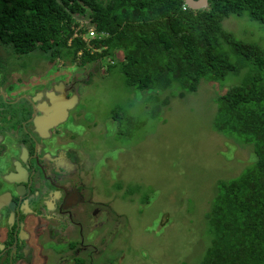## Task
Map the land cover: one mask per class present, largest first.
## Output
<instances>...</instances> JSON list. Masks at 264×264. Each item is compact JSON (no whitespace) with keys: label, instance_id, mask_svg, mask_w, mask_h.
I'll return each mask as SVG.
<instances>
[{"label":"rangeland","instance_id":"1","mask_svg":"<svg viewBox=\"0 0 264 264\" xmlns=\"http://www.w3.org/2000/svg\"><path fill=\"white\" fill-rule=\"evenodd\" d=\"M86 23L80 21L83 27ZM221 26L236 40L264 48V23L243 14L229 16ZM224 49L238 73L217 83L201 82L195 93L179 98L171 90L154 95L127 87L121 51L80 66L49 63L34 47L15 55L0 44V72L10 87L43 91L64 84L76 99L67 128L75 133L81 163L89 160L90 198L97 204L90 206L96 215L85 234L95 250L85 264H199L203 259L211 238L204 215L217 183L239 176L256 160L250 145L212 129L215 98L242 84L252 70ZM165 97L166 107L161 105ZM115 110L122 116L121 132L120 117L112 119ZM73 113L80 118L73 121ZM50 257L46 264H53L56 255Z\"/></svg>","mask_w":264,"mask_h":264},{"label":"trees","instance_id":"2","mask_svg":"<svg viewBox=\"0 0 264 264\" xmlns=\"http://www.w3.org/2000/svg\"><path fill=\"white\" fill-rule=\"evenodd\" d=\"M183 6L184 0H0V44L15 55L34 47L49 63L80 66L121 51L127 87L154 95L171 90L179 98L195 93L201 82L238 73L224 46L240 56L252 70L242 84L215 98L212 129L250 145L256 160L239 176L217 183L204 215L210 245L199 264H264V48L236 40L221 26L243 14L264 23V0H207L198 11ZM89 30L97 36L88 39ZM168 103L165 97L161 105ZM112 114L118 120L120 112Z\"/></svg>","mask_w":264,"mask_h":264},{"label":"flooded vegetation","instance_id":"3","mask_svg":"<svg viewBox=\"0 0 264 264\" xmlns=\"http://www.w3.org/2000/svg\"><path fill=\"white\" fill-rule=\"evenodd\" d=\"M9 84L0 72V264H46L53 253V264H85L95 250L85 234L96 203L89 160L81 163L67 128L76 99L64 84L43 91Z\"/></svg>","mask_w":264,"mask_h":264},{"label":"water","instance_id":"4","mask_svg":"<svg viewBox=\"0 0 264 264\" xmlns=\"http://www.w3.org/2000/svg\"><path fill=\"white\" fill-rule=\"evenodd\" d=\"M184 4L192 11H198L207 7V0H184Z\"/></svg>","mask_w":264,"mask_h":264},{"label":"built area","instance_id":"5","mask_svg":"<svg viewBox=\"0 0 264 264\" xmlns=\"http://www.w3.org/2000/svg\"><path fill=\"white\" fill-rule=\"evenodd\" d=\"M186 8H188L185 4L183 6V10H186ZM97 35L94 33L93 30H89L88 34H87V37L88 39H91V38H95Z\"/></svg>","mask_w":264,"mask_h":264}]
</instances>
